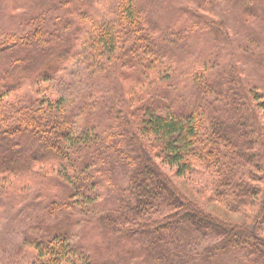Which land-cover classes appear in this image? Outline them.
I'll return each instance as SVG.
<instances>
[{
	"label": "trees",
	"instance_id": "1",
	"mask_svg": "<svg viewBox=\"0 0 264 264\" xmlns=\"http://www.w3.org/2000/svg\"><path fill=\"white\" fill-rule=\"evenodd\" d=\"M10 1L14 10L17 4H22L21 7L31 11L36 32L32 37L12 36L15 41L0 51V92L4 87L19 88L25 81L36 84L54 81L70 57L65 52L70 53L71 41L75 44L69 29L70 17L79 12L87 14L101 0ZM218 1L221 0H190V5L181 0H120L122 31L131 44L133 38L143 57L180 65L190 59L200 61L229 45L226 22L217 23L208 17ZM222 1L248 18L261 10L264 19V0H255L257 7L249 6V0ZM60 19L62 22L58 24ZM115 23L102 20L93 24L96 48L109 49V54L115 52L120 37ZM250 37L259 40L255 34ZM23 39L27 40L18 44ZM198 79H194L197 87H184L181 92L173 80L149 89L150 95L144 93L141 99L137 98L139 124L134 125L132 119L127 121L123 112L124 121L100 136L99 127L94 125L98 116L59 103L62 99L49 110L46 108L49 104L34 109L36 102L30 98L23 103L17 101L16 105L0 101V174L27 175L39 165L59 166L64 168L67 180L74 182L79 199L98 197L100 191L106 190L105 197H111L113 203L97 228L107 229L111 237H124L119 245L128 247V252H123L115 243L88 244L78 235L79 241L72 242L74 227L80 222L77 224L71 214L62 212L67 204L55 208L57 202L50 201L47 217L57 223L54 227L43 226L40 239L34 242L37 255L28 264H76L75 259L80 264H124L123 253L131 258L141 254L139 257L145 264H192L201 255L189 252V246L180 237L206 232L218 240V249L222 246L240 250V264H263L264 198L257 216L262 222L256 220L246 230L238 229L193 204L162 169L167 167L176 178H185L193 173L192 160L201 152H208L206 146L216 153L217 148H231L234 152L240 148L241 154L243 150L244 156H248L249 143L255 138L264 157L263 118L250 103L238 68L231 63L223 74L204 77L202 82ZM132 97V93L127 95L125 108L130 107ZM91 98L85 95V101ZM45 100L50 102L49 98ZM259 107L264 111V104ZM76 113L82 123L76 122ZM101 115L112 122L120 116L111 108H104ZM80 125L92 129L85 133L78 129ZM239 140L243 143L239 145L240 141L237 146ZM18 141L24 144H16ZM148 143L156 151V157L148 149ZM235 156L232 154L231 159H237ZM121 176L128 181L125 187ZM241 238L250 241L251 249L240 248Z\"/></svg>",
	"mask_w": 264,
	"mask_h": 264
},
{
	"label": "rangeland",
	"instance_id": "2",
	"mask_svg": "<svg viewBox=\"0 0 264 264\" xmlns=\"http://www.w3.org/2000/svg\"><path fill=\"white\" fill-rule=\"evenodd\" d=\"M119 1L101 0L94 7L92 6L87 14L79 12L70 17L69 29L72 30L71 39L75 40V44L71 41L73 47L70 53L65 52L70 57L63 64L57 80H49L41 84L25 81L19 88L11 90L4 87L0 92V101L3 104L16 105L17 101L23 103L30 98L36 102L34 109L49 104L46 107L49 110L59 103H66L74 110L81 109L84 114L90 111L98 116V122L94 125L99 127L100 136L102 132H108L110 127L124 121L121 115L123 112L127 121L132 119L134 125L139 124L138 115L136 116L139 111L137 98L141 99L144 93L150 95L152 89L165 86L168 82H172L170 80L177 84L176 88L180 92L184 87H197L198 83L194 82L195 77H199L197 81L202 82L204 77L207 79L212 74L218 76L228 71L232 63L240 72L250 103L263 118L261 129L264 132V111L259 107L264 104V19L261 18V10H257L258 15L248 18L241 12L235 11L230 3L222 0L216 2L208 12V17L217 23L226 22L229 29V45L220 47L217 53L208 55L200 61L190 59L180 65L171 64L168 60L143 57L141 51L136 49L133 38L132 44L130 40H126L125 32L122 31L124 28L121 23L122 16L118 10ZM181 1L191 5L190 0ZM248 2L249 6H256L255 0ZM21 6L23 5L17 4V9L14 10L10 0H0V51H3L5 49L3 47L11 41H15L12 36L25 38L31 35L32 37L36 32L30 18L31 11ZM60 20L58 24L62 22V19ZM102 20L116 22V30L120 31L113 54H109V49L104 51L98 49L99 47L96 48L94 36L96 31L93 24ZM252 34L257 35L259 40L251 39ZM26 40L23 39L18 44ZM9 48L10 46H7L6 49L10 50ZM129 62H132V66ZM207 62H211V65ZM139 82L143 84L139 85ZM49 89L52 92L48 91ZM129 93L134 97L128 102L130 107L125 108ZM174 93L176 91H173ZM86 94L92 96L90 101H85ZM174 96L178 98L177 94ZM47 98L49 103L45 100ZM60 99L63 101L56 103ZM210 101H212L211 97ZM114 102H119V105L114 106ZM72 108L68 107V110ZM104 108H111L120 115L118 121L112 122L104 118L101 115ZM65 113L69 115L68 112ZM75 116L78 119L76 122H83L77 117V113ZM13 123L12 121L11 124ZM78 129L87 133L92 128L80 125ZM240 141H237V146L243 143ZM17 143L24 144L21 141ZM258 143L257 138L249 143L251 151L247 153L248 156H244L243 150L241 154L240 148L237 152L231 148L223 150L217 148L218 153H216L211 151L212 147L210 149L206 146L208 152H201L192 160L193 173L185 178H176L173 170L167 167L162 169L178 190L201 210L230 226L246 230V227L256 220L259 224L262 222L258 221L257 216L264 198V157ZM146 145L155 156L156 151L150 147V143ZM201 149L203 151L204 148ZM232 154H236L237 159L232 160ZM156 162L160 164L157 159ZM67 179L64 168L47 165H39L32 170V174L27 175H17L15 172L0 174V264H28L35 258L37 254L34 242L40 239L43 226L54 227L57 223L56 220L47 217L50 201L57 202L55 208L67 204L62 212H65V215L71 214L77 224L80 222L74 227L72 242L79 241L77 235L88 244L94 245H99L101 241L107 246L124 242V237L120 236V239L111 237L106 232L107 229L97 228L100 218H105L109 206L113 203L111 197H105L106 190L100 191L98 197L83 199L85 201L83 204L84 201L76 194L74 182ZM119 179L125 187L128 181L124 180V176ZM262 228L264 231V226ZM249 231H252L251 228ZM207 235L208 232L205 235L193 233L189 237L181 235L180 238L189 246V252L197 256L201 255L200 259L192 264L241 263L240 250L236 252L234 249L227 250L222 246L218 249L216 245L218 240ZM90 238H93L92 241ZM239 246L241 249H251L250 241L242 238L239 240ZM118 249L128 252L126 245L121 244ZM205 252L209 255L205 256ZM139 256L141 254L131 258L127 253L122 254L124 264L126 262L145 264ZM74 261L80 264L76 259ZM262 262L264 264V260Z\"/></svg>",
	"mask_w": 264,
	"mask_h": 264
}]
</instances>
